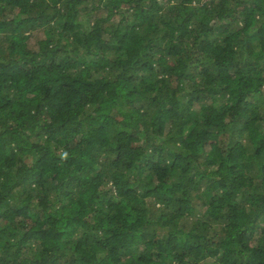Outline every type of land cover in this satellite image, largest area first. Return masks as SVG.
I'll use <instances>...</instances> for the list:
<instances>
[{
	"label": "trees",
	"instance_id": "16d2710c",
	"mask_svg": "<svg viewBox=\"0 0 264 264\" xmlns=\"http://www.w3.org/2000/svg\"><path fill=\"white\" fill-rule=\"evenodd\" d=\"M209 260L264 264V0H0V264Z\"/></svg>",
	"mask_w": 264,
	"mask_h": 264
},
{
	"label": "rangeland",
	"instance_id": "374dc122",
	"mask_svg": "<svg viewBox=\"0 0 264 264\" xmlns=\"http://www.w3.org/2000/svg\"><path fill=\"white\" fill-rule=\"evenodd\" d=\"M82 19L84 20V23H83V25H82V28L85 30H88V16H86V15H84L83 17H82ZM40 36H43V34L42 33H40ZM34 40V39H33ZM212 263V260H209V261H207V263L206 264H211Z\"/></svg>",
	"mask_w": 264,
	"mask_h": 264
}]
</instances>
